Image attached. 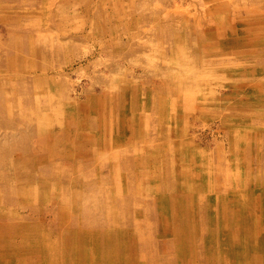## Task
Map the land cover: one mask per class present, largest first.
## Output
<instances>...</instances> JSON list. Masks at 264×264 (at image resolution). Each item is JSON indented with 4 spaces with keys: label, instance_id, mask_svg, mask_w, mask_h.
Instances as JSON below:
<instances>
[{
    "label": "rangeland",
    "instance_id": "1",
    "mask_svg": "<svg viewBox=\"0 0 264 264\" xmlns=\"http://www.w3.org/2000/svg\"><path fill=\"white\" fill-rule=\"evenodd\" d=\"M0 264H264V0H0Z\"/></svg>",
    "mask_w": 264,
    "mask_h": 264
},
{
    "label": "bare ground",
    "instance_id": "2",
    "mask_svg": "<svg viewBox=\"0 0 264 264\" xmlns=\"http://www.w3.org/2000/svg\"><path fill=\"white\" fill-rule=\"evenodd\" d=\"M219 230H220V229H219ZM220 255H221V253H220ZM173 256H174V255H173ZM220 257H221V256H220ZM173 259H174V258H173ZM57 260H58V259H57ZM57 260H56V261H57ZM171 260H172V259H171ZM220 260H222V259H220ZM174 262H175V260H174ZM57 263H58V261H57ZM220 263H222V261H221Z\"/></svg>",
    "mask_w": 264,
    "mask_h": 264
}]
</instances>
